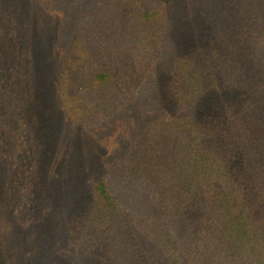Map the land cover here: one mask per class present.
I'll list each match as a JSON object with an SVG mask.
<instances>
[{"label": "trees", "instance_id": "obj_1", "mask_svg": "<svg viewBox=\"0 0 264 264\" xmlns=\"http://www.w3.org/2000/svg\"><path fill=\"white\" fill-rule=\"evenodd\" d=\"M174 6L196 24H176ZM181 32L210 41L172 57L163 92L173 102L167 111L174 106L180 115L152 120L121 159L125 176L148 188L163 220L140 223L106 177L91 179L92 201L61 227L65 239L51 259L88 264L103 251L109 264H264V0L97 5L70 35L53 77L58 110L69 123L94 128L140 94L153 107L154 71L171 58L161 50ZM19 102L11 92L0 99V173L11 214L26 232L50 211L34 176L40 143ZM194 208L199 222L192 230L188 222L177 234L163 223Z\"/></svg>", "mask_w": 264, "mask_h": 264}, {"label": "rangeland", "instance_id": "obj_2", "mask_svg": "<svg viewBox=\"0 0 264 264\" xmlns=\"http://www.w3.org/2000/svg\"><path fill=\"white\" fill-rule=\"evenodd\" d=\"M105 1L64 0L61 4L50 2L44 6H31L19 0H5L3 5V0H0V28L4 32L0 37V99L8 97L11 92L13 101H20L21 110L23 113L25 110L27 122L40 143L41 152L34 176L50 211L49 217L46 216L35 228L26 232L21 229L11 214L9 196L5 191L6 177L1 174L5 170H2L0 264H67L51 259L50 252L65 239L61 227L83 214L92 201L86 185L91 179L106 177L118 203L129 209L140 223L152 224L163 220L164 215L149 203L152 202V194L148 188L125 176L121 159L127 156L133 140L152 120L174 117L175 113L180 115L174 106L167 111L166 103L173 102L167 100L163 92L172 57L184 49L188 53L203 42L207 45L210 38L205 35L199 39L189 32H181L170 39V45L161 50V55L171 58L158 62L152 79L159 80V88L152 84L149 86L154 88L156 103L153 107L140 94L124 111L94 128L73 125L58 110L52 80L71 34L87 12ZM153 1L163 5L170 0ZM177 7L173 8L174 22L182 24L184 29L192 28L196 19H187ZM160 89L161 94L158 93ZM9 101L5 99L1 104L7 105ZM158 104L166 108L157 112ZM13 113L16 114L14 110ZM197 212L198 209L194 208L190 216L181 214L163 223L167 228L174 226L177 234L178 228H184L188 222L192 230L199 222ZM59 229L61 235L57 234ZM26 254L30 257L27 258ZM89 258L92 261L88 264H109L103 251Z\"/></svg>", "mask_w": 264, "mask_h": 264}]
</instances>
